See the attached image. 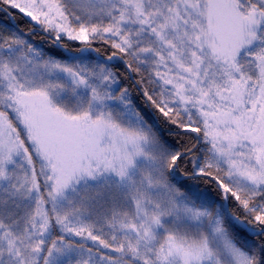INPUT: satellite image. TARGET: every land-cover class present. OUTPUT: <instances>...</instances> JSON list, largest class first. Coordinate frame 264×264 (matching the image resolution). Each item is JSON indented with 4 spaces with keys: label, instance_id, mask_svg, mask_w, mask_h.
I'll list each match as a JSON object with an SVG mask.
<instances>
[{
    "label": "snow or ice",
    "instance_id": "1",
    "mask_svg": "<svg viewBox=\"0 0 264 264\" xmlns=\"http://www.w3.org/2000/svg\"><path fill=\"white\" fill-rule=\"evenodd\" d=\"M0 264H264V0H0Z\"/></svg>",
    "mask_w": 264,
    "mask_h": 264
}]
</instances>
